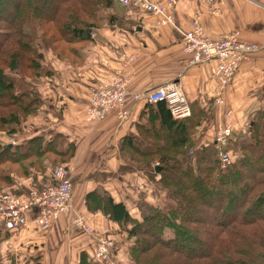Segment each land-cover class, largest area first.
<instances>
[{
  "label": "trees",
  "instance_id": "trees-1",
  "mask_svg": "<svg viewBox=\"0 0 264 264\" xmlns=\"http://www.w3.org/2000/svg\"><path fill=\"white\" fill-rule=\"evenodd\" d=\"M114 4L115 0H0V192L38 189L44 186L39 177L51 184L52 168L72 157L74 145L61 151L56 137H34L14 145L10 141L40 111L37 87L50 75L43 67L45 53L75 64ZM107 19L113 25L115 19ZM191 108L190 118L175 120L164 101L145 104L142 116L148 115L147 123L137 124L135 133L121 142L123 172H141L155 183L165 209L140 198V217H133L126 203L98 188L86 195V210L93 217L102 215L125 235L126 264H264V115L250 123L246 136L230 143L233 165L222 170L214 141L200 145L197 137L210 108ZM49 154L57 159L45 157ZM20 177L33 183L19 186ZM9 234L0 233V242ZM86 238L90 250L80 253L78 264H98L93 259L96 241ZM115 242L117 260L125 253ZM6 261L17 264L14 257ZM24 264L42 262L36 258Z\"/></svg>",
  "mask_w": 264,
  "mask_h": 264
},
{
  "label": "crops",
  "instance_id": "crops-1",
  "mask_svg": "<svg viewBox=\"0 0 264 264\" xmlns=\"http://www.w3.org/2000/svg\"><path fill=\"white\" fill-rule=\"evenodd\" d=\"M154 1L165 4L167 0ZM170 12L175 26H158L154 16L136 7L126 8L120 0H115L114 8L104 13L103 23L94 33L96 36L82 47L75 64L62 62L44 52L43 67L50 75L42 78L37 87L40 111L28 121L23 133L10 141L11 145L21 144L43 136L58 138L61 151L66 150L68 144L74 145L70 160L55 166H66L71 173L74 214L92 217L94 229L102 234L113 227L117 229V225L102 215L93 217L87 212L84 199L89 192L102 188L115 201L127 205L136 193H144L152 202L155 197L143 173L122 170L125 162L120 151L121 142L126 135L135 133L137 124L147 123L148 115L142 116L144 105H128L125 120L112 114L98 124L90 123L86 112L92 87L109 85L117 73L130 80L132 92L151 90L171 81L180 82L195 108H210L197 134L200 145L215 141L220 126L232 127V142L246 136L250 123L264 115V51L245 62L232 84L221 92L207 68L188 66L189 56L183 50L181 36L191 29L198 14L203 29L213 40L237 32L245 42L261 43L264 39V0H182ZM111 17L115 19L113 25L107 19ZM219 93L225 101L224 106L215 104ZM229 110L232 116H227ZM24 179H17L19 186L29 185L30 181ZM38 179L44 186L49 184L47 178ZM32 219L31 216L30 221ZM68 224L69 217L64 215L49 232L42 234L28 225L9 234L6 245L16 249L17 264H24L28 258H40L42 264H78L79 255L88 248L89 241L80 230L69 232ZM60 240L65 242V247H60Z\"/></svg>",
  "mask_w": 264,
  "mask_h": 264
},
{
  "label": "built area",
  "instance_id": "built-area-1",
  "mask_svg": "<svg viewBox=\"0 0 264 264\" xmlns=\"http://www.w3.org/2000/svg\"><path fill=\"white\" fill-rule=\"evenodd\" d=\"M181 0H167L159 4L152 0H120L126 7H136L143 13L154 16L158 26H175V18L170 12ZM96 35L91 33V37ZM183 50L189 56L188 66L204 67L220 86L221 92L229 87L241 66L253 55L264 51V39L261 43H249L241 40L239 33H228L218 39H211L200 23V15L192 21L191 29L181 33ZM130 80L117 73L109 85L92 87L89 90L87 121L98 124L109 115L126 119V107L137 104H157L164 101L175 120H185L192 116V108L180 82L171 81L157 88L142 92L129 90ZM217 106L225 101L219 93L215 98ZM227 116H232L228 111ZM245 133V131L243 132ZM234 138L231 126H220L215 136V148L222 170L233 165L228 147ZM66 166L56 167L53 171V183L30 189L27 193L0 192V233H14L28 225L38 232H47L62 216L70 219L71 228L82 231L96 241L93 259L98 264H117L115 258L116 242L104 234H98L93 227L92 217L74 214L72 198L74 184ZM33 219L30 221V217Z\"/></svg>",
  "mask_w": 264,
  "mask_h": 264
},
{
  "label": "rangeland",
  "instance_id": "rangeland-1",
  "mask_svg": "<svg viewBox=\"0 0 264 264\" xmlns=\"http://www.w3.org/2000/svg\"><path fill=\"white\" fill-rule=\"evenodd\" d=\"M49 41V40H48ZM38 45L39 46H41L40 48V50L42 51L43 50V48H42V45H41V43H38ZM215 150V149H214ZM216 155H217V157H218V153H217V150H216ZM45 157H50V158H52V159H57V157L55 156V155H53V154H49V155H47V156H45ZM31 161L32 162H34V163H36V164H39V162H41V159H37V158H32L31 159ZM60 166V165H59ZM59 166H54L53 168H52V170L54 171V169L56 168V167H59ZM220 169H221V167H220ZM53 173V172H52ZM149 181V180H148ZM30 182H32L33 183V181H30ZM150 182V181H149ZM35 183V182H34ZM151 184V186H152V189H153V193H152V197H155V200H153V198H152V200H153V202L150 200H148L147 199V197H146V195L144 194V193H136V194H134V195H132V197H130L129 199H130V202L128 203V209L130 210L129 212H131L132 213V215H133V217L135 216V217H140L139 216V212H138V210H137V205H138V203H139V199L141 198L142 200H143V202H146V203H149V204H152V205H156V206H158V207H161V206H163V209H165L164 207V196H163V194H162V192L159 190V188L157 187V185L155 184V183H150ZM155 184V185H154ZM154 194H155V196H154ZM163 197V198H162ZM69 222H70V219H69ZM72 229L73 228H71V225H69L68 224V230H69V232L70 231H72ZM68 231H67V234L69 233ZM109 234H111L112 236H113V238H114V240L116 239V240H118V242H119V244L121 245V249H123L124 250V253L125 254H123L125 257H123V256H120V258L118 259L117 258V264H126V262H124V261H126L125 260V258H126V247H127V242H126V240H125V235H121L119 232H118V228L117 229H114V227L113 228H111L110 229V231L108 232ZM168 233H170V232H168ZM69 234H71V233H69ZM68 234V235H69ZM65 235V234H64ZM64 235H61V237L62 236H64ZM8 239V238H7ZM7 239L6 240H4V241H2V242H0V264H7V261H6V259L8 258L9 259V257H14L15 258V252H16V249L11 245L10 247H8L7 245H6V242H7ZM87 240H89V238L87 239ZM59 245H60V247H65V242L63 241V240H60L59 241ZM70 253V252H69ZM72 254V253H71ZM71 254H70V256H71ZM66 256H69L68 254L66 255ZM29 259V258H28ZM28 259H26V260H28ZM25 260V261H26ZM72 260L73 259H71V262H72ZM93 262V261H92ZM94 263V262H93Z\"/></svg>",
  "mask_w": 264,
  "mask_h": 264
}]
</instances>
